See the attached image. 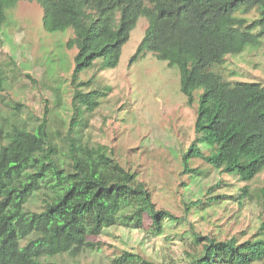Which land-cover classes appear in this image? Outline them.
Listing matches in <instances>:
<instances>
[{
	"label": "trees",
	"instance_id": "trees-1",
	"mask_svg": "<svg viewBox=\"0 0 264 264\" xmlns=\"http://www.w3.org/2000/svg\"><path fill=\"white\" fill-rule=\"evenodd\" d=\"M21 0H0V40L8 11ZM43 9L46 31L73 28L66 47L76 49L72 83V126L82 120L85 109L99 107L97 91H85L89 81H78L80 72L105 58L115 67L124 45L141 16L148 19L144 37L131 62L152 52L170 66H178L181 90L192 105L195 92L202 89L196 132L198 136L183 152L186 172L202 157L222 172L251 181L264 170V82H232L216 70L227 56L257 46L264 37V0H31ZM257 11L249 19L247 15ZM5 74L0 67V92ZM48 121L33 130L14 125L0 138V264H58L49 260L79 255L95 247L90 237L122 225L145 228L146 217L157 233L167 220L177 221L169 210L158 208L152 192L137 173L122 165L106 145L79 142L75 129L64 136L67 153H60ZM210 135L211 149L200 147ZM32 161L42 171H54L64 185L55 198L44 200L42 210H25L27 196L15 185ZM220 184L209 188L212 192ZM246 194L248 187L242 188ZM264 199V190L262 191ZM223 196H210L213 202ZM202 199L192 201L201 205ZM264 205V203H263ZM190 208V207H189ZM188 208V209H189ZM199 251L190 253L192 264H252L264 260V207L258 233L241 241L234 236L220 239L194 232ZM121 264H158L139 253L125 251ZM59 264H81L62 262ZM94 264V263H86Z\"/></svg>",
	"mask_w": 264,
	"mask_h": 264
},
{
	"label": "rangeland",
	"instance_id": "rangeland-1",
	"mask_svg": "<svg viewBox=\"0 0 264 264\" xmlns=\"http://www.w3.org/2000/svg\"><path fill=\"white\" fill-rule=\"evenodd\" d=\"M257 15L253 11L247 17ZM42 17L37 1L21 0L8 11L3 25L0 67L5 85L0 92V138L14 125L33 130L46 120L64 154L68 152L64 136L73 127L79 142L106 145L122 165L137 173L157 207L178 218L167 220L162 233L155 231L149 217L144 229L118 224L90 237L95 247L75 257L62 254L49 261L121 264L117 258L129 251L158 264H192L190 253L201 249L194 232L220 239L236 236L241 241L254 237L263 220L264 170L253 180L242 181L195 157L190 165L196 172L185 171L183 152L200 136L195 124L202 89L195 92L190 105L181 90L178 66H170L150 51L131 62L148 19L139 18L117 66H105V58H98L80 72L78 81H89L84 90H96L100 105L92 112L85 109L81 122L79 119L72 126L76 49L67 48L66 42L74 30L46 31ZM216 70L232 82H264V37L257 46L228 55ZM206 140L200 147L209 154L215 149L210 148V135ZM216 184L220 186L209 194ZM15 185L27 196L25 210H42L44 200L55 198L64 189L54 171H42L37 161L26 165ZM245 186L246 194L242 191ZM211 195L223 198L213 202ZM197 199L204 203L191 204ZM252 264H264V260Z\"/></svg>",
	"mask_w": 264,
	"mask_h": 264
}]
</instances>
